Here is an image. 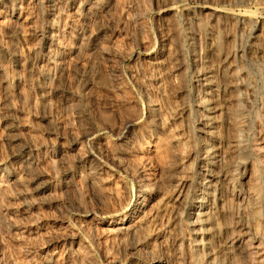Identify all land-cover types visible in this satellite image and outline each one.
I'll list each match as a JSON object with an SVG mask.
<instances>
[{
  "label": "rangeland",
  "instance_id": "obj_1",
  "mask_svg": "<svg viewBox=\"0 0 264 264\" xmlns=\"http://www.w3.org/2000/svg\"><path fill=\"white\" fill-rule=\"evenodd\" d=\"M263 157L264 0H0V264L264 256Z\"/></svg>",
  "mask_w": 264,
  "mask_h": 264
},
{
  "label": "bare ground",
  "instance_id": "obj_2",
  "mask_svg": "<svg viewBox=\"0 0 264 264\" xmlns=\"http://www.w3.org/2000/svg\"><path fill=\"white\" fill-rule=\"evenodd\" d=\"M227 171L228 170L222 169L219 176L215 178L216 183L210 185L208 184V189H211V192H209V196L211 197L212 205L214 207L221 208L224 202V194L226 192H230V195H228L229 197L236 199L239 209H246L249 208L251 204L257 203V198H254V195L252 193H244L241 190L240 186H237L234 181H228L227 184H225L226 186H224V180L227 177ZM199 203L203 204L202 201ZM251 207H253V205H251ZM256 228L258 232L262 233V237H264V220L260 221V223L256 225ZM230 243L232 246H234L235 249L240 251L239 254L240 257L244 259V264H255L258 259L259 261L264 259V256L258 257V254L252 250V240L247 234V229L241 224L237 223L236 227H234L231 231Z\"/></svg>",
  "mask_w": 264,
  "mask_h": 264
}]
</instances>
